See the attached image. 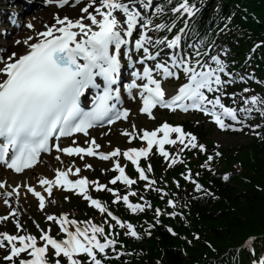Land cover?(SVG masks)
Segmentation results:
<instances>
[{
    "label": "snow or ice",
    "instance_id": "obj_1",
    "mask_svg": "<svg viewBox=\"0 0 264 264\" xmlns=\"http://www.w3.org/2000/svg\"><path fill=\"white\" fill-rule=\"evenodd\" d=\"M69 2L43 0L45 5L59 8L69 5ZM80 2L75 0L76 5ZM202 2L165 0L154 5V0H87L76 17L57 13L53 22L43 25V31L36 30L35 25L29 22L27 28L32 29L34 35L14 41L15 45L24 46L20 52L8 54L6 45L0 42V49H3L0 54V165L23 174L25 170L34 168L42 153L55 150V158L61 163L63 155L81 160L94 157L104 162L111 161L118 173L112 176V187H109L81 175V167L73 160L63 168L57 167L51 178L38 176L41 190L29 184L26 194L31 193L37 199L42 211L46 203L57 202L53 198L56 190L81 195L104 215L103 223L98 224L69 219L66 213L46 214L47 221L57 224L64 237L58 239L53 236L50 225L45 230L37 224L40 244L36 235L24 232L23 225L16 218L18 209L11 207L10 201L5 199L9 212L0 215V222H6L11 216L19 230L15 234L0 231V248L7 252L3 257L7 264H17V260L19 264H53L48 257L50 249L54 253V264H61V256L67 259L68 264H84L79 258L81 254L87 257V264H105L109 250L118 257L123 256V252L117 251L120 233L115 229L119 228L123 230V235L135 239H140L142 233L131 219H122L106 202L94 198L90 189L111 193L114 197L112 203L122 202L126 212L144 213L153 205L143 195L138 196L136 202L130 199V196L138 195L132 190L138 181L126 174V165H122L121 158L134 165L138 179L144 181V190H154L163 199L168 193L161 187H154L157 180L148 175L154 170L151 155L158 153L171 168L186 164L183 159L185 150L207 152L206 145L199 142L194 132L185 131L183 125H172L167 121L152 130L145 128L142 132L125 129L123 134L130 142L138 138L145 142L144 146L103 149L89 130L97 125L127 120L131 111L121 106V89L116 86L125 57L135 68L131 73V82L126 85L128 93L132 95L133 89L139 90L142 103L139 112L147 114L150 119H155L154 109L157 107L172 112L198 111L221 130L242 131L247 126L256 136L264 139V131L258 130L264 129V123L247 124L255 114L264 120V94L253 93L250 87H243L240 92H229L228 88L237 80L245 82L249 75L229 70L230 53L226 46L221 45L217 50L214 42L207 43L205 38L193 32V21L201 12ZM179 20H183V27L177 30ZM6 32L0 33V39L7 38ZM261 46H264V41L257 43L252 51ZM181 74L184 81L171 92L166 91L163 83L170 78L179 80ZM251 79L255 77L251 76ZM93 89L95 92L89 97L88 93ZM225 97L229 98V103L225 102ZM196 123L199 124V121ZM131 127L135 129L136 125ZM80 133L87 137L83 145L75 138V134ZM172 134H176L175 138ZM62 138L70 142L62 144ZM108 143L111 146V141ZM165 145H175L177 151L170 153ZM154 146L156 152L153 151ZM219 155L218 151L208 155L201 167L211 169L210 162ZM141 158L148 161L146 167L142 166ZM92 167L90 163L83 164L85 169ZM181 175L192 182L196 193L216 198L203 184L193 179L191 168H186ZM73 176L75 178H71ZM229 178V174L223 176L225 181ZM118 182H122L126 191L122 192L117 187ZM6 183L0 180V187ZM176 185L180 186L179 181ZM3 195L13 197L14 192L5 190ZM19 199L17 193L16 200ZM64 199L70 198L65 196ZM166 202L173 209L177 206L174 199L169 198ZM161 215L162 209L155 207V222L148 223L143 234L152 235V230L162 223L159 219ZM167 215L175 217L178 213L173 210ZM105 225L109 228L107 232ZM72 226H75L74 230ZM165 227L169 233L177 235L172 227ZM196 239H199V234H196ZM256 239L249 237L244 243L249 244ZM209 247L212 245L209 244ZM249 251L253 257L251 264H264V253L257 256L254 247Z\"/></svg>",
    "mask_w": 264,
    "mask_h": 264
},
{
    "label": "trees",
    "instance_id": "obj_2",
    "mask_svg": "<svg viewBox=\"0 0 264 264\" xmlns=\"http://www.w3.org/2000/svg\"><path fill=\"white\" fill-rule=\"evenodd\" d=\"M206 12L216 19L235 13L231 28L220 37L234 51L248 49L253 40L264 41V0H211ZM262 50L264 52V48ZM201 135L205 138L209 132H201ZM204 157L200 152L199 158ZM183 172L181 166L168 173L174 191L178 188L170 179L173 175L188 188L189 184L181 176ZM225 174L230 177L227 181L223 179ZM201 180L216 192V198H197L192 189L186 195L179 193L185 219L169 218L164 213L161 215L162 224L156 226L150 237L144 234L135 244L133 240H126L135 249L133 264H157L158 261L162 264L251 263L249 251L245 248L238 250L236 246L249 235L264 234V141L256 138L224 153L215 172L202 170ZM155 198L160 200L158 194ZM161 204L170 211L165 206L166 201ZM164 223L172 225L177 235L169 233ZM262 246L264 236L257 242V248ZM227 250L229 252L220 258ZM114 264L127 263L121 260Z\"/></svg>",
    "mask_w": 264,
    "mask_h": 264
},
{
    "label": "rangeland",
    "instance_id": "obj_3",
    "mask_svg": "<svg viewBox=\"0 0 264 264\" xmlns=\"http://www.w3.org/2000/svg\"><path fill=\"white\" fill-rule=\"evenodd\" d=\"M211 138L217 144L218 147H225V148H230V147H233L235 145H238L240 143L245 142V138L243 136H234V137H232V136H229V135H226V134H222V133L217 132V131H215L212 134ZM175 152H176V150L173 149V154ZM104 167H105V165L102 164L100 168H104ZM66 206H67V204H65L64 202L63 203L57 202V207L58 208H62V207L66 208ZM32 209L36 210L34 205H32ZM31 214L35 215L36 217H38L41 213H37V211H36L35 214H34V212H32Z\"/></svg>",
    "mask_w": 264,
    "mask_h": 264
},
{
    "label": "bare ground",
    "instance_id": "obj_4",
    "mask_svg": "<svg viewBox=\"0 0 264 264\" xmlns=\"http://www.w3.org/2000/svg\"><path fill=\"white\" fill-rule=\"evenodd\" d=\"M49 163H52L51 160H49ZM45 170H46V166L42 165V166H39V167L35 168L34 170H30L29 172H26L25 174L26 175H29L30 173L36 172V171H38L39 172L38 174H40V173L44 172ZM12 175H14V174H12L10 172H6V176L5 177L6 178H9V176H12ZM23 176L21 178H23ZM15 178L16 179H19L20 177H18L17 175H15Z\"/></svg>",
    "mask_w": 264,
    "mask_h": 264
}]
</instances>
